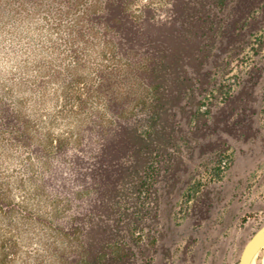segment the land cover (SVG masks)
Wrapping results in <instances>:
<instances>
[{"label":"trees","instance_id":"1","mask_svg":"<svg viewBox=\"0 0 264 264\" xmlns=\"http://www.w3.org/2000/svg\"><path fill=\"white\" fill-rule=\"evenodd\" d=\"M165 2L159 17L133 0H0L2 17L46 12L52 31L69 33L59 68L40 69V82L54 84L50 107L44 93L28 104L0 88V161L21 166L16 180L0 172V264L19 256L26 231L50 242L59 264H152L164 234L158 189L177 182L174 147L194 139L216 153L205 129L243 124L222 76L263 29L264 0ZM208 192L188 197L200 218Z\"/></svg>","mask_w":264,"mask_h":264},{"label":"rangeland","instance_id":"2","mask_svg":"<svg viewBox=\"0 0 264 264\" xmlns=\"http://www.w3.org/2000/svg\"><path fill=\"white\" fill-rule=\"evenodd\" d=\"M133 1L137 7L150 5L156 16L167 14L165 0ZM37 15L31 14L30 18ZM0 19L16 20L9 15ZM262 26L247 36L245 50L232 60L229 73L222 76V83L231 85L236 93L232 118L244 117L243 124L233 127L230 133L205 129L203 143L215 139L219 145L216 153L194 139L174 147L171 163L179 166L174 174L177 182L166 192L161 189L163 182H158L161 188L155 229L164 234L156 242L159 250L152 264H236L243 245L264 222V18ZM53 48L60 52L62 46L54 42ZM42 64L49 70L59 68L60 56L34 65L36 76L30 81L22 80L17 87L20 93H32L23 97L28 104L37 93H44L41 107H50L55 100L54 84L40 82ZM61 129L63 125L58 122L55 130ZM54 165L67 175L66 164ZM0 172L16 180L20 177V163L3 159ZM194 187L209 190L211 206L205 218L192 213L188 197ZM25 233L28 236H23L18 244L19 256L8 264H59L53 250H44L50 242L44 238L40 247L35 231ZM260 263H264V247L252 262Z\"/></svg>","mask_w":264,"mask_h":264},{"label":"clouds","instance_id":"3","mask_svg":"<svg viewBox=\"0 0 264 264\" xmlns=\"http://www.w3.org/2000/svg\"><path fill=\"white\" fill-rule=\"evenodd\" d=\"M55 23L46 12L30 19L10 22L0 19V88H11L14 96L20 98L32 95L20 93L17 86L22 80L30 81L36 76L34 65L42 60L54 61L61 55L53 48V42L63 46V39L69 38L64 28L59 32L51 30Z\"/></svg>","mask_w":264,"mask_h":264},{"label":"water","instance_id":"4","mask_svg":"<svg viewBox=\"0 0 264 264\" xmlns=\"http://www.w3.org/2000/svg\"><path fill=\"white\" fill-rule=\"evenodd\" d=\"M262 247H264V222L245 242L236 264H252L255 255Z\"/></svg>","mask_w":264,"mask_h":264}]
</instances>
